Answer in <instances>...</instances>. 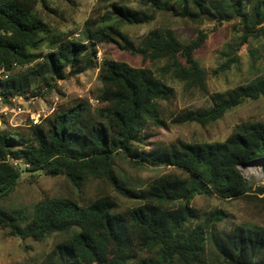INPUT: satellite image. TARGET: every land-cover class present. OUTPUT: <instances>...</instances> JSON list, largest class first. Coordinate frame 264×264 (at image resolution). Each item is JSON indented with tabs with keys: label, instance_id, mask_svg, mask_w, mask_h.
Segmentation results:
<instances>
[{
	"label": "trees",
	"instance_id": "obj_1",
	"mask_svg": "<svg viewBox=\"0 0 264 264\" xmlns=\"http://www.w3.org/2000/svg\"><path fill=\"white\" fill-rule=\"evenodd\" d=\"M138 1L139 9L101 0V14L86 20L75 37L47 20L57 14L47 0H0V97L5 102L14 95L35 97L56 88L57 81L92 69H98L101 84L94 107L80 100L37 125L0 130V202L14 192L23 171L64 177L75 195L37 202L32 217L0 208V229L36 242L59 236L46 255L48 264H264V225L227 226V211L201 212L192 206L204 196L241 200L264 212V187L254 191L239 169L264 159V123H241L223 141H151L153 130L167 129L168 121L206 126L244 101L264 97V75L210 94L206 72L195 58L207 32L199 30L183 42L172 29L156 28L138 43L122 32L126 25L153 22L157 13L194 23L237 20L241 46L264 36V0L250 6L242 0ZM109 44L142 64L98 61L100 48ZM237 63L234 54L222 70ZM170 81L209 95L212 107L171 112L175 90ZM118 161L135 170L172 171L141 186L118 170ZM95 181L115 196L84 198L85 184ZM119 198L135 205L122 206Z\"/></svg>",
	"mask_w": 264,
	"mask_h": 264
},
{
	"label": "rangeland",
	"instance_id": "obj_2",
	"mask_svg": "<svg viewBox=\"0 0 264 264\" xmlns=\"http://www.w3.org/2000/svg\"><path fill=\"white\" fill-rule=\"evenodd\" d=\"M212 1L225 4V0ZM242 1L250 6L255 0ZM47 2L51 8L57 11V14H49L47 20L63 32L74 31L75 37L81 34L86 20L97 19L101 14L98 10L102 5L101 0H76L75 5L64 0H47ZM117 2L137 9L141 7L138 0H117ZM237 23V20H230L217 24L209 19L194 23L157 13L153 22L145 25H126L123 26L122 32L135 43H138L144 35L156 28L172 29L183 42L194 39L199 30L207 32L208 37L202 47L196 51L195 58L206 72L207 90L212 94L245 85L257 76L264 75V36L256 39L250 38L246 44L237 46L239 37L243 33L242 27L234 28ZM98 53V61L105 57L127 62L132 66L142 64L139 57L128 55L112 44L103 46ZM234 54L238 57V63L229 69L222 70V66ZM216 71L219 72L216 73ZM98 74V69H92L68 80L57 81L56 88L42 90L39 92L40 94L33 97V102L23 103L24 112L19 115L11 111L12 103L1 102L0 130L27 127L30 125L32 113H41L46 118L54 111L80 100H87L94 107L97 104L95 97L101 87ZM170 85L175 90V99L169 105L171 112L191 111L195 113L207 111L213 105L209 95L195 90L185 91L183 84L177 81H170ZM244 122L264 123V97L257 100L248 99L228 111L222 119L206 126L196 123L175 125L168 121L167 129L153 130L154 137L151 141L164 144L176 140L189 143L223 141L237 125ZM261 164H264V159L259 160L257 165L239 168L254 191L258 187H264V173L260 169ZM117 167L127 179L141 186L146 185L157 176L172 171L169 168L148 166L141 170H135L124 161H118ZM102 195L115 196L113 190L101 182L85 184L84 198L89 199ZM67 196L75 195L73 187L64 177H49L42 172L23 171L14 192L7 200L0 202V208L12 215L32 217L33 206L37 202L45 198ZM119 202L122 206L135 205V203L122 198H119ZM192 206L201 212L214 209L227 211L230 213L227 226L242 222L264 225V212L251 208L241 200L223 201L217 198L197 196L193 200ZM224 225L225 223H221V226ZM58 240L59 236L56 235L38 242L31 239L20 240L8 236L6 230L0 229V264H48L45 263L46 255L52 251Z\"/></svg>",
	"mask_w": 264,
	"mask_h": 264
},
{
	"label": "built area",
	"instance_id": "obj_3",
	"mask_svg": "<svg viewBox=\"0 0 264 264\" xmlns=\"http://www.w3.org/2000/svg\"><path fill=\"white\" fill-rule=\"evenodd\" d=\"M97 57L99 58V53L97 54ZM1 73V71H0ZM8 103H12L13 104V108H12V112L16 115L22 114L24 112L22 105L23 103H31L33 102V97H30L29 95H14L9 97L8 99ZM1 102H5L2 97H0V104ZM2 111H0L1 114ZM44 115H41V113H32L30 115V125H37L39 123H41V121L43 120ZM0 126H1V122H0Z\"/></svg>",
	"mask_w": 264,
	"mask_h": 264
},
{
	"label": "water",
	"instance_id": "obj_4",
	"mask_svg": "<svg viewBox=\"0 0 264 264\" xmlns=\"http://www.w3.org/2000/svg\"><path fill=\"white\" fill-rule=\"evenodd\" d=\"M251 165H257V162L256 163H252V164H250V165H248V166H251ZM247 167V166H246ZM260 169H261V171L264 173V164H261V166H260ZM35 172H42V170H36Z\"/></svg>",
	"mask_w": 264,
	"mask_h": 264
},
{
	"label": "bare ground",
	"instance_id": "obj_5",
	"mask_svg": "<svg viewBox=\"0 0 264 264\" xmlns=\"http://www.w3.org/2000/svg\"><path fill=\"white\" fill-rule=\"evenodd\" d=\"M251 168H253V167H251Z\"/></svg>",
	"mask_w": 264,
	"mask_h": 264
}]
</instances>
